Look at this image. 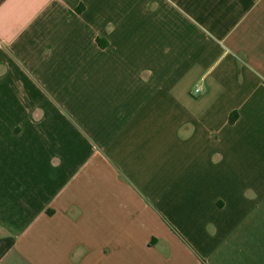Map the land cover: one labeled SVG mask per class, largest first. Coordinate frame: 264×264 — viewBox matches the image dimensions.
I'll return each mask as SVG.
<instances>
[{
  "label": "crops",
  "instance_id": "obj_1",
  "mask_svg": "<svg viewBox=\"0 0 264 264\" xmlns=\"http://www.w3.org/2000/svg\"><path fill=\"white\" fill-rule=\"evenodd\" d=\"M0 264H264V0H0Z\"/></svg>",
  "mask_w": 264,
  "mask_h": 264
},
{
  "label": "built area",
  "instance_id": "obj_2",
  "mask_svg": "<svg viewBox=\"0 0 264 264\" xmlns=\"http://www.w3.org/2000/svg\"><path fill=\"white\" fill-rule=\"evenodd\" d=\"M200 93V90H199V88H197V87H194L193 89H192V95H197V94H199Z\"/></svg>",
  "mask_w": 264,
  "mask_h": 264
}]
</instances>
